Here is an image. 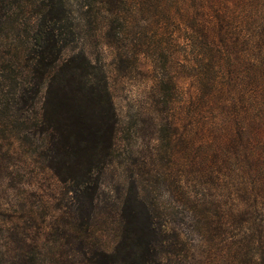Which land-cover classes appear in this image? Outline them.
Masks as SVG:
<instances>
[{"label":"rangeland","instance_id":"1","mask_svg":"<svg viewBox=\"0 0 264 264\" xmlns=\"http://www.w3.org/2000/svg\"><path fill=\"white\" fill-rule=\"evenodd\" d=\"M180 2L128 5L132 33L121 46L105 40L102 27L89 42L75 46L103 65L118 118L94 237L105 247L113 245L117 203L132 194L129 188L136 179L165 228L182 233L181 264H234V236L240 233L234 225H224L222 211L229 214L234 208L235 148L244 144L241 139L234 148L235 128L246 131L253 159L264 170V83L261 88L248 85L250 67H236L234 40L249 41V53L241 58H258L264 75V0H203L197 8L201 12ZM187 13L197 27L209 26L206 33L200 30L196 44L190 42ZM134 43L143 51L137 52ZM125 53L129 56L123 57ZM166 77L176 79L175 88ZM242 92L249 111L240 108L247 114L234 122V96ZM167 135L188 141L177 158L167 151ZM9 153L0 174V264L19 258L22 264H78L80 257L74 258L71 248L79 242L61 230L69 223L63 187L17 145ZM225 158L232 174L225 182L228 188L220 182ZM194 202L203 205L198 208L201 218L192 210ZM261 202L252 194V217L263 225ZM10 229L14 233L8 237Z\"/></svg>","mask_w":264,"mask_h":264},{"label":"trees","instance_id":"2","mask_svg":"<svg viewBox=\"0 0 264 264\" xmlns=\"http://www.w3.org/2000/svg\"><path fill=\"white\" fill-rule=\"evenodd\" d=\"M150 1L0 0V174L14 145L52 173L69 199V223L61 230L79 242L71 248L72 256L80 257L78 264H181L182 233L165 228L154 201L146 202L136 179L129 188L132 194H125L117 203L113 245L105 247L94 237L99 191L113 162L118 118L103 65L75 46L89 42L101 27L105 40L123 45L132 33L127 6L148 8L154 6ZM154 1L159 6L161 0ZM175 1L194 5L201 12L197 8L203 0ZM187 17L190 42L196 44L200 30L206 33L209 26L197 27L194 16L187 13ZM248 43L247 39L234 40L236 67H250L248 85L261 88L264 75L258 71V58H241L249 53ZM134 45L137 52L143 51L140 44ZM175 80L166 77L173 88ZM243 93L234 96V122L247 114L240 108L249 111ZM245 134V130L234 129V148L241 139L244 144L235 148L234 208L229 214L222 211V218L224 225H234V232L241 235L234 236V264H264V223H255L251 207L253 194L262 201L259 212L264 214V170L257 167ZM171 140L167 135L165 146L177 158L188 141ZM228 163L225 158L221 167L224 187L227 176L232 175L227 173ZM111 206L116 205L112 202ZM201 206L194 202L192 210ZM6 232L8 237L14 233L11 229ZM11 264H22V259Z\"/></svg>","mask_w":264,"mask_h":264}]
</instances>
